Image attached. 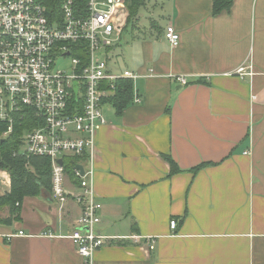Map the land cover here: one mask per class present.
Masks as SVG:
<instances>
[{
  "label": "crops",
  "instance_id": "1",
  "mask_svg": "<svg viewBox=\"0 0 264 264\" xmlns=\"http://www.w3.org/2000/svg\"><path fill=\"white\" fill-rule=\"evenodd\" d=\"M166 8L164 25L132 40L128 62L116 44L108 52L110 62L123 59L122 68L109 63L113 72L137 75L132 99L140 101L121 113L108 101L101 107L95 229L110 238L92 264H264V0H232L217 13L213 0H167ZM167 24L175 46L163 37ZM241 65L250 75L236 73ZM162 154L180 171L170 173ZM64 183L74 190L72 172ZM80 212L51 187L24 196L19 219L0 223V264H87L69 238ZM132 235L153 238L154 249Z\"/></svg>",
  "mask_w": 264,
  "mask_h": 264
},
{
  "label": "built area",
  "instance_id": "2",
  "mask_svg": "<svg viewBox=\"0 0 264 264\" xmlns=\"http://www.w3.org/2000/svg\"><path fill=\"white\" fill-rule=\"evenodd\" d=\"M59 10L58 20L37 0H0V137L27 125L18 149L27 157H47L52 197L60 204L71 199L80 205L69 238L76 253L92 264L94 253L110 238L95 229L102 203L93 188L94 136L106 122L101 107L114 94L115 84L120 79L133 82L137 75L113 72L109 64L108 52L126 24L123 0H85L80 8L74 0H62ZM163 37L171 46L179 42L172 24L165 26ZM64 58L70 59L68 70L58 67ZM236 73L250 75V65H241ZM174 79L188 82L184 76ZM139 101L134 95L132 102ZM68 163L74 164L75 188L70 192L64 183ZM6 176L9 180L0 167V184ZM169 227L176 228L174 219ZM130 237L154 249L153 238Z\"/></svg>",
  "mask_w": 264,
  "mask_h": 264
},
{
  "label": "trees",
  "instance_id": "3",
  "mask_svg": "<svg viewBox=\"0 0 264 264\" xmlns=\"http://www.w3.org/2000/svg\"><path fill=\"white\" fill-rule=\"evenodd\" d=\"M37 1L45 6L50 18L59 20V6L62 0ZM74 1L79 8L85 3V0ZM123 1L128 12L126 24L123 28L124 30L127 28L128 23H131L133 19L136 18L138 8L143 5L144 0ZM231 1L232 0H213V13L228 8ZM152 26L154 30L158 29L156 23H152ZM150 32H152V29L148 33ZM145 35V32H143L141 36ZM115 85L114 94L107 99V101L115 109L116 113H121L132 100V82L129 79H120ZM2 127L3 125H0V129ZM25 127H27V125L23 123L22 125L16 126L13 133L8 137H0V167L6 169L10 175V190L0 195V208H7L8 216L4 219L0 218V223L8 222L12 219H19V204L24 196H36L40 194L42 190H49L51 187V167L49 159L45 156L27 157L18 149L19 136ZM162 157L168 162L170 173H177L180 171L176 162L169 155L162 154ZM205 164L206 163L199 164L192 168V170H196ZM73 165L74 164L70 163L67 164L65 167L66 171L70 173L74 167ZM143 242H145V240H143Z\"/></svg>",
  "mask_w": 264,
  "mask_h": 264
},
{
  "label": "rangeland",
  "instance_id": "4",
  "mask_svg": "<svg viewBox=\"0 0 264 264\" xmlns=\"http://www.w3.org/2000/svg\"><path fill=\"white\" fill-rule=\"evenodd\" d=\"M166 1L167 0H144L143 5L138 8L136 18L133 19L131 23H128L127 28L122 31L121 39L117 40V42L115 41L116 45L114 47H116V49L118 48L120 52L123 50L126 62L130 60V46L133 44L132 40L134 38L137 40L136 37H140L143 32L147 34L151 29L154 31L152 23H157L160 26L164 25L167 18ZM141 38H144V36H141ZM109 63L115 66L119 65V67L122 68L121 64H123V59L120 58L119 54V56L111 58V62L109 60ZM58 67L68 70L71 67L70 59L64 58L60 60Z\"/></svg>",
  "mask_w": 264,
  "mask_h": 264
},
{
  "label": "water",
  "instance_id": "5",
  "mask_svg": "<svg viewBox=\"0 0 264 264\" xmlns=\"http://www.w3.org/2000/svg\"><path fill=\"white\" fill-rule=\"evenodd\" d=\"M74 93H76V87L74 88ZM58 163H61V160H60V159L58 160ZM77 168H78L79 170L82 169V167H81L80 165H77Z\"/></svg>",
  "mask_w": 264,
  "mask_h": 264
}]
</instances>
